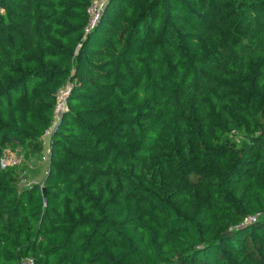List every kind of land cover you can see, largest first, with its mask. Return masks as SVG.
Listing matches in <instances>:
<instances>
[{
  "label": "trees",
  "instance_id": "trees-1",
  "mask_svg": "<svg viewBox=\"0 0 264 264\" xmlns=\"http://www.w3.org/2000/svg\"><path fill=\"white\" fill-rule=\"evenodd\" d=\"M92 1L0 0V264H264V0Z\"/></svg>",
  "mask_w": 264,
  "mask_h": 264
},
{
  "label": "built area",
  "instance_id": "built-area-1",
  "mask_svg": "<svg viewBox=\"0 0 264 264\" xmlns=\"http://www.w3.org/2000/svg\"><path fill=\"white\" fill-rule=\"evenodd\" d=\"M94 23L90 24V27H94ZM72 84L69 83L67 85H64L62 87H60L57 91V95H56V105L54 107V116H55V123L54 125L49 128L46 131V137H48L49 135H51L52 130L54 128V126L56 125V121L62 117V115L64 114V112L68 109V93L71 89ZM44 160H47L46 155L43 156ZM24 160V157L22 154H19L11 149H6L3 152L2 158H1V164L3 168H7V167H12V166H16L19 165L22 161ZM23 184L25 185H29L32 186V182H29L28 180L26 181V177L23 178ZM258 215H260V213H257V215H252L251 217V221H255L256 218L258 217ZM250 219H248L249 221ZM250 221V222H251ZM33 258H26L23 261V264H34L33 263Z\"/></svg>",
  "mask_w": 264,
  "mask_h": 264
},
{
  "label": "rangeland",
  "instance_id": "rangeland-1",
  "mask_svg": "<svg viewBox=\"0 0 264 264\" xmlns=\"http://www.w3.org/2000/svg\"><path fill=\"white\" fill-rule=\"evenodd\" d=\"M109 0H93L91 4L87 8V12L89 15V20L92 21V23L97 22L102 15L103 11L108 5ZM3 12V11H1ZM49 138L50 135L47 137V145L46 150L42 153L41 156L35 157L30 162H28V168L25 172L26 181L34 182L41 180L43 175L45 174V171L48 168V164L50 162V149H49ZM46 155L47 160H44L43 156ZM24 183V182H23ZM25 185V184H24ZM252 215L248 216V218L245 220L246 222H250L252 219ZM248 219H250L248 221Z\"/></svg>",
  "mask_w": 264,
  "mask_h": 264
}]
</instances>
